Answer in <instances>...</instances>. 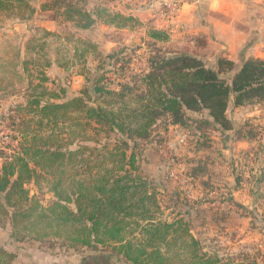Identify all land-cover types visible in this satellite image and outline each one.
<instances>
[{
    "label": "trees",
    "instance_id": "1",
    "mask_svg": "<svg viewBox=\"0 0 264 264\" xmlns=\"http://www.w3.org/2000/svg\"><path fill=\"white\" fill-rule=\"evenodd\" d=\"M54 2L85 29L98 20L119 27L138 22L106 9L89 12L73 0ZM15 3L34 12L28 0H0V14ZM148 35L160 42L170 38L155 27ZM137 76L132 85L112 89L102 73L63 102L40 94L10 109L36 118L37 130L30 122L17 123L20 150L8 155L0 149V223L8 224L17 240L62 239L87 249L83 264H230L204 252L185 219L157 216L160 204L139 173L136 146L160 120L165 130L167 124L189 128L192 121L203 125L197 123L202 132L231 130V103L264 102V58L236 63L219 56L212 64L188 51H159ZM42 179L54 193L47 206L26 187ZM14 260L15 254L0 246V264H31Z\"/></svg>",
    "mask_w": 264,
    "mask_h": 264
},
{
    "label": "rangeland",
    "instance_id": "2",
    "mask_svg": "<svg viewBox=\"0 0 264 264\" xmlns=\"http://www.w3.org/2000/svg\"><path fill=\"white\" fill-rule=\"evenodd\" d=\"M28 1L34 9L31 15L18 8L16 3L12 9L0 14V133L4 130L12 139L11 143L5 144L8 155L20 150L22 134L14 125L18 123L25 127L30 122L31 128L37 130L36 118L10 111L12 107L26 104L29 97L43 94L46 100L63 102L80 95L89 84L88 80L102 73L107 78L105 83L112 89H120L125 83L132 85L134 78L148 68L150 58L159 51L161 54L167 50L193 51L191 53L212 64L223 56L210 52L208 48H192L191 40L182 45L174 38L169 25L181 9V0H156L154 16L136 18L138 22L131 23L130 27H113L98 20L95 27L88 29L67 18L65 8H58L55 0ZM149 1L154 0H146L141 7L149 5ZM77 2L82 4L81 0ZM105 8L110 13H117L112 7ZM262 17L263 14L260 17L253 15V19L259 22ZM151 27L166 30L169 40H153L148 35ZM165 123L164 120L158 121L150 137L139 140L136 146L139 173L149 181L160 204L161 211L157 216L167 221L179 218L188 221L203 251L224 262L264 264V247L258 246L256 237L242 242L238 235L240 231L232 235L227 232L229 220L226 213L230 206L223 202L226 197L219 193L227 192L231 198V192L218 188L217 197H213L211 187L215 188L216 184L194 176L196 166L191 162L196 159L194 150L199 146V133L205 135L204 144L213 145L209 143L213 139L209 138L206 129L205 132L197 131L198 121H192L187 131V145L182 147V140L178 138L180 133L169 132L173 124H167L168 130H165ZM215 149H212L213 153ZM3 162L4 159H0V169ZM209 169L210 166H205L202 171ZM186 172L189 185H184L181 178ZM26 187L30 195H36L45 206L54 200L47 179H42L39 184L31 182ZM220 187H224L223 184ZM215 198L219 199L218 202ZM0 246L15 254L14 263L83 264L90 252L69 247L62 239H46L44 242L17 240L11 236V227L5 222L0 223Z\"/></svg>",
    "mask_w": 264,
    "mask_h": 264
},
{
    "label": "crops",
    "instance_id": "3",
    "mask_svg": "<svg viewBox=\"0 0 264 264\" xmlns=\"http://www.w3.org/2000/svg\"><path fill=\"white\" fill-rule=\"evenodd\" d=\"M77 1L79 0H74ZM155 1H149V5L143 7L141 6L146 0H81V5L77 3L89 12L112 7L117 13L136 19L154 16ZM181 1L178 15L170 21V25L167 23L180 44L191 40L194 45L192 48H208L210 52L227 56L236 63H240L243 57L264 58V17L260 22L253 19V15H264V0ZM159 23L165 24L162 21ZM255 30L258 31L253 32ZM263 113L264 102L244 106H234L231 103L227 114L233 122V128L225 132L207 129L209 131L206 130V133L213 139L209 143L214 147L204 144L205 135L199 133V146L194 150L196 159L191 162L196 166V169L193 167L196 179H206L216 184L211 189H227L231 192L232 204L226 213V219L229 220L227 232L232 235L240 231L238 235L242 242L256 237L260 248L264 247V145L258 141L253 122ZM198 130L200 129L197 128ZM173 131L180 133L178 138L182 140L181 146L185 147L188 142V128L173 124L169 132ZM214 148L215 153L212 150ZM205 166H210L209 171H202ZM244 172L248 175L245 181L241 176ZM185 174L186 177L188 174ZM221 184L224 187H220ZM217 200L219 199L215 198V202ZM234 205L237 208H232Z\"/></svg>",
    "mask_w": 264,
    "mask_h": 264
},
{
    "label": "built area",
    "instance_id": "4",
    "mask_svg": "<svg viewBox=\"0 0 264 264\" xmlns=\"http://www.w3.org/2000/svg\"><path fill=\"white\" fill-rule=\"evenodd\" d=\"M166 4L171 5L170 3H166ZM170 12H172V11H170ZM253 127L257 131L259 143L264 145V113L260 116V118L258 120L253 122ZM0 135H1V137H0V149L7 151L8 149H7V147H5V144L11 143L12 139L10 140V136H9L8 132H6L4 130L1 131ZM0 159H3V158H0ZM184 174L185 173H182V177H183L182 179L185 181L184 185H189V179L187 177H185L186 174L185 175ZM172 175H174L173 172H172ZM241 176H242V180H244V181L248 178V175L245 172L241 173ZM211 194L213 197H217L218 191L213 190L211 192ZM219 194L221 195V197H222V194H223V197H226L225 200L223 201L224 203H227L228 205L232 204L229 193L220 192Z\"/></svg>",
    "mask_w": 264,
    "mask_h": 264
}]
</instances>
